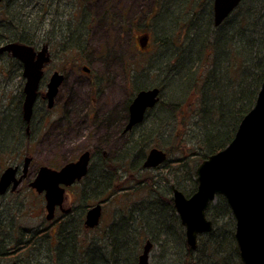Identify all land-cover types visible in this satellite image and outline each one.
I'll return each instance as SVG.
<instances>
[{
	"label": "rangeland",
	"instance_id": "rangeland-1",
	"mask_svg": "<svg viewBox=\"0 0 264 264\" xmlns=\"http://www.w3.org/2000/svg\"><path fill=\"white\" fill-rule=\"evenodd\" d=\"M10 2L13 3L10 6L11 12L24 16L26 24L31 23L30 30H26V36L34 35L38 40L35 46L40 47L44 42L50 43L51 62L45 71L41 89L46 90V82L55 69H66V71L62 72L65 74V80L56 97L57 106L49 114L53 121L58 120L57 132L54 136L57 141L54 140L53 147L43 151V156H40L41 151H37L35 147H29L30 151L21 150L22 144L28 143L25 136L21 135L23 125L17 115L22 106L24 84L22 70H19V65L9 58L10 55L0 57V148L6 145L7 154L12 153L11 157H8L10 163L15 161L22 163L24 156L30 153L35 155L34 161L51 160L53 163L63 164L76 157L83 147L102 143L105 145L106 158L119 157L118 150L122 149L125 140L120 138L122 135L120 130L118 133H113L107 121L118 118V128L123 126L127 120L128 107L138 91L161 86L164 98H168L169 95L168 84L173 89L174 85L178 86L175 90L177 95L186 91L188 83L183 85L179 80L180 76H170L166 84L164 74L156 75L153 68L165 65L163 61H167L171 52L168 51L167 45H172L174 42L173 47H176L179 40L187 37L186 34L193 27L192 21L195 15H201L199 23L200 20L203 22L207 20L210 5L213 11L214 0L212 3L211 0L208 3L205 0H10ZM50 3H62L61 11L65 14L56 18ZM89 3L92 13L90 19L95 18V15L99 16L96 21L87 23ZM117 3L118 21L115 20L117 13L114 12ZM13 23L15 24V21ZM14 24H10L11 27L15 26ZM172 29H174L173 36ZM140 38L146 43H140ZM160 60L162 61L159 62ZM190 60L191 55L186 50L183 58L178 61V67H181L178 70L182 74L185 73ZM203 61L204 64L198 69L201 78L210 70L209 61L205 58ZM75 64H80L81 67L87 65L91 72L87 73L79 68L76 71L71 70ZM190 104L192 102L188 100L185 107H189ZM88 113L93 116L90 121H88ZM152 120L153 118L148 117L132 132V135L130 133L128 136L137 137L141 130L149 127ZM187 127L190 128V124ZM165 136H168V132ZM2 153L3 151L0 155ZM170 159L172 160L171 157ZM98 165L95 164V170L98 169ZM130 171L132 172L123 173L121 183L114 182L118 189L112 197L106 194L107 202L103 208L99 227L91 231V234H87L91 235L90 238L95 241V246L97 245L95 243L100 242L101 247H97L102 248L107 244L109 226L118 221L120 216L127 215L134 204L144 199L148 202L152 199L150 190H146L144 186L147 177L158 178L167 174L160 165L152 169L142 168L140 171L131 168ZM104 176L103 180L110 181L113 174L107 176L105 172ZM139 179L141 183L137 185ZM172 195L170 192L171 197ZM189 195L191 194L187 196ZM219 196L213 201V205L219 204ZM10 199L9 204L3 206L5 213L11 216L10 224L34 227L40 222L39 201L28 188H23L20 197L11 195ZM222 208L220 210H225L224 206ZM224 212L217 222L213 221V225L218 235L225 233L230 236L232 217L230 211ZM182 230L186 238L184 227ZM211 232L203 233L198 237V246L203 244L205 247L210 244ZM142 234L143 238L134 264H137V257L142 252L145 239L149 238L144 237V232ZM135 236L136 233L132 240ZM229 247L231 248L230 245ZM233 251L230 254L231 260L229 256V264H243L240 256ZM164 254L167 256L165 257ZM203 254L204 252L201 251L200 256L203 257ZM196 256H199V253ZM174 258L170 248L163 249L161 244H156L150 253V264H172ZM134 260L135 256L131 254L129 261L133 264Z\"/></svg>",
	"mask_w": 264,
	"mask_h": 264
},
{
	"label": "trees",
	"instance_id": "trees-1",
	"mask_svg": "<svg viewBox=\"0 0 264 264\" xmlns=\"http://www.w3.org/2000/svg\"><path fill=\"white\" fill-rule=\"evenodd\" d=\"M205 1L208 3L209 0ZM2 3L0 44L19 41L35 46L38 40L34 35L20 34V30L25 27L30 30L31 23L25 26L14 24L19 14L11 12L10 6L13 3L10 0H3ZM209 9V15L207 14V20L204 22L200 20L199 23L201 15H195L194 20H191L193 22V27L189 29L191 31L186 34L185 39L179 40L176 47H173L174 42L167 45L168 51L171 52L167 61H163L165 65L153 68L156 75L164 74L166 84L170 76H180L179 80L183 85L188 83L186 91L177 95L175 90L178 86L174 85L173 89L168 84L170 90L168 98H164L161 92L159 103L149 110L145 118V120L148 117L153 118L149 127L141 130L135 138L131 136L134 130L127 134L120 132L122 134L120 138L125 141L122 149L118 150L119 157L106 158L105 172L107 176L113 174L112 180L114 179L105 182L108 197L115 194L118 187L114 182L121 183L124 172L131 173L133 171V169L130 171L131 168L137 171L144 168L147 148L163 147L172 158L171 160L169 157L161 166L166 175L158 178L147 177L144 185L146 190H150V197L153 199L149 202L152 201L153 208L158 211L154 221L139 212L141 204L139 203L134 204L127 215L120 216L118 221L109 226V239L113 236L118 238V231L123 222L133 230V235L136 233L134 240L129 244L130 252L135 256L133 264L136 262L138 247L143 238L142 232L145 233L144 237H151L157 245L161 244L163 249H171L175 257L172 264H229L233 250L240 256L235 239V218L224 196H219L218 205H213V202L210 204L207 214L215 223L222 217L224 211H230L232 217L230 236L225 233L218 235L214 227L209 237L210 244L205 247L199 244L196 250L191 249L182 233L183 225L170 196L173 186L187 195L197 189V166L234 138L242 118L255 104L264 77V0H242L238 8L219 26L214 24L211 5ZM10 24L15 26L11 27ZM172 30L173 36L174 29ZM43 40L47 41L46 38ZM186 50L191 55V60L182 74L178 70L181 69L178 67V61L183 58ZM9 58L14 61L13 63L20 64L18 59L12 56ZM204 58L209 61L210 70L201 78L198 69L204 64ZM187 98L190 103L192 102L189 107H185ZM189 124L190 128L187 127ZM164 126L169 127L168 131L164 130ZM94 170L95 165L91 173V176L95 175V181L91 186L98 194L99 166ZM140 183L139 179L137 185ZM155 190H158V196L155 195ZM222 206L225 210H220ZM129 222H132V225H129ZM75 245L72 258L85 260L86 252L83 246L78 242ZM201 251L204 252L203 257L200 256ZM198 253L199 256H196ZM59 262L60 259L58 264Z\"/></svg>",
	"mask_w": 264,
	"mask_h": 264
},
{
	"label": "water",
	"instance_id": "water-1",
	"mask_svg": "<svg viewBox=\"0 0 264 264\" xmlns=\"http://www.w3.org/2000/svg\"><path fill=\"white\" fill-rule=\"evenodd\" d=\"M2 0H0L1 2ZM242 0H214L213 19L219 26L240 5ZM7 51L23 64L24 84L23 116L29 123L38 89L44 76V68L50 62L48 44L40 50L35 46L11 41L0 47V53ZM85 70H88L85 67ZM65 80L64 73L54 72L47 83L49 106H53L55 96ZM161 89L152 87L136 93L129 106V121L125 132L143 122L148 109L160 100ZM91 152H83L77 161H72L60 170L42 168L32 183L40 190L47 189V207L52 217L56 204L62 202L64 188L61 183L72 184L87 174ZM168 158L161 148H151L145 158L144 168H155ZM30 158H27L26 165ZM16 168L9 167L0 179V191L3 192L14 178ZM198 186L194 193H185L173 187V201L191 248L198 247V237L213 230V221L208 218L207 210L218 195H223L236 219L235 238L244 264H264V77L254 106L244 115L231 142L204 159L196 169ZM44 183L42 180H46ZM49 180V181H48ZM102 205L91 207L87 213L86 224L94 227L99 224ZM153 249L151 240H147L137 264H150ZM13 264H19L14 262Z\"/></svg>",
	"mask_w": 264,
	"mask_h": 264
},
{
	"label": "flooded vegetation",
	"instance_id": "flooded-vegetation-1",
	"mask_svg": "<svg viewBox=\"0 0 264 264\" xmlns=\"http://www.w3.org/2000/svg\"><path fill=\"white\" fill-rule=\"evenodd\" d=\"M2 2L3 0L0 2V8L3 4ZM50 4L54 8L53 14L55 15L56 18H59L62 14H65V12L62 13L61 11L62 3H50ZM90 5L91 3L88 4V12H87L88 15H86L87 23L88 21L89 22L96 21L95 19H97V16H99V15H95V18L90 19L92 15L89 8ZM115 6H116V11L114 12L117 13L115 16V20L118 21V3ZM77 19H79V17ZM139 42L146 43L144 41L142 42L141 38L139 39ZM6 43L0 44V47ZM44 44H48L49 53L51 57L49 42H44L40 47H35V48L37 50H40ZM4 55L11 56V53H8L7 51L0 53V57ZM80 64L73 65L71 67V70L76 71V69L79 68L84 72L87 73L91 72V69L87 65H83L81 67ZM48 65L49 63L44 68V76L41 80L38 89L37 98L34 103L32 118L28 123L23 116V103L25 97L24 84L26 79L23 75L24 66L21 63V61L19 64V69L22 70L24 84L22 91L23 96L21 100L22 106H21V110L17 115H19L21 121L20 123H22L23 125V127H21V130H23L21 132V135L23 134L25 136V140L28 142L22 144L23 146L21 147V150L24 149L25 151H30L29 147H35V149L37 148V151H41L39 153L40 156H43V151H48L47 149L49 147L50 148L53 147L54 140L55 142L57 141V139H55L54 136L57 132L58 120L54 119L55 121H53L52 118L49 117L50 116L49 114L50 111L53 110V108H56L57 106L56 97L60 89L57 95L55 96L53 106L50 107L47 96V90H48L47 83L54 72L59 71L62 73L63 71H66V69L65 70L55 69L46 82V90H42L41 86H42V82L44 81L45 71L47 70ZM85 67H87L88 70H85ZM148 112L149 110L146 112L145 118ZM91 115H92L91 113L87 114L88 121H90L93 118V116ZM129 116H130V112L128 107V116L124 125L123 126L121 125L118 128V118H116V123L109 127L110 129L113 130V133H118V130H120V132H123V134H127L135 130L138 125L143 123L141 122L139 124H136L132 129L125 132V127L129 121ZM102 144L83 147L82 149H80L79 154L76 157L63 164H59L57 162L53 163L51 160L34 161L35 155L34 156L30 155V153H27L28 155L24 156V160L22 163H19L17 161H15L14 163H10L8 157L12 153L10 152L9 154H7L8 150L5 148L6 145H3V147L0 148V152L3 151L2 155H0V179L7 168L14 167L17 169L15 173V179L19 181L17 186L14 187V178H13V180L7 186V188L3 192L0 191V199L3 200V202L0 203V264H13L14 262H17L19 264H30V263L58 264V259L56 255L49 256V258H43V255L45 253H51V255L58 254V250L62 249V243L64 241V238L74 236L75 234L77 235L78 244H81V246H83L85 252H87L90 249L91 245L95 241L90 238L91 235L88 236L87 234L88 233L91 234V231L99 227L101 219L103 217V212H104L103 208L107 202V198H106L107 192L105 190V182L103 180L106 171V166H105L106 152H105V145ZM87 150L91 152V158H90L87 174L84 175L81 179H76L70 185H66L64 183L60 184V187L64 188L63 199L61 203L56 204L53 210L52 217L50 218L49 217L50 212L47 207L48 204L47 189L44 188L40 190L38 186L34 187L32 183L39 176L42 168L47 167L54 170H60L67 163L72 161H77L80 155ZM19 157L20 155L18 156V158ZM27 158H30V160L29 163L26 165ZM96 163L99 164L98 166L100 173L99 174L100 189L98 194L95 193V190L92 188L90 182V178L91 177L94 178L95 176L94 174L93 176H91V173H92V167ZM42 181L44 183L45 181H47V179ZM23 188H28L29 191H31V193L35 195V197L39 201L38 217L40 218V222L34 227H26L22 224L20 225L10 224L11 216L9 213H5L3 209V206L9 204V200L11 201L10 199L11 195L12 196L16 195L20 197ZM97 204L102 205V215L100 218V222L98 225L94 227H90L86 224L87 213L91 207ZM82 237H84L83 240Z\"/></svg>",
	"mask_w": 264,
	"mask_h": 264
},
{
	"label": "bare ground",
	"instance_id": "bare-ground-1",
	"mask_svg": "<svg viewBox=\"0 0 264 264\" xmlns=\"http://www.w3.org/2000/svg\"><path fill=\"white\" fill-rule=\"evenodd\" d=\"M174 4H171V6ZM174 13V12H172ZM24 16L17 17L15 24L18 26H25L27 25L26 22H24ZM28 22V21H27ZM29 29L25 27V29L20 30V34H26ZM162 89L161 86H158ZM116 123V119L107 121L108 126H112ZM169 127L164 126V130L168 131ZM95 178L91 177L90 182L91 184L94 183ZM106 182V179L104 180ZM161 188H159L160 190ZM159 192L158 190H155V195L158 196ZM153 200V199H152ZM139 203L140 210L139 212L143 214L145 217H147L149 220L154 221V218L158 215V211L153 208V202H148L147 200H142ZM136 203V204H139ZM129 225H132V222H129ZM133 238V232L130 230L129 226L126 222H123L120 226V229L118 231V238L113 236L111 239L107 241V244L105 246L100 245L99 243L96 246L93 244L91 245L90 249L85 254V260L84 259H74V253L73 250L76 248L75 243L77 242V235L66 237L64 238V241L62 243V250H59L58 254H52L51 253H45L43 255V258H49V256H57V259H60L59 264H131L129 261L130 255L133 253L130 252V242H132ZM147 240H151L153 243V248L156 245V242L151 239V237L146 238L144 241V244ZM143 244V246H144ZM100 246V247H97ZM143 251V249H142ZM130 253V255H129ZM142 253V252H141ZM140 253V254H141ZM139 254V255H140ZM138 255V256H139ZM138 258V257H137ZM31 264V263H30ZM35 264V263H34Z\"/></svg>",
	"mask_w": 264,
	"mask_h": 264
}]
</instances>
